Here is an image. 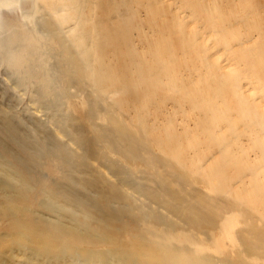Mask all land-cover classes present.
<instances>
[{
    "label": "rangeland",
    "instance_id": "1",
    "mask_svg": "<svg viewBox=\"0 0 264 264\" xmlns=\"http://www.w3.org/2000/svg\"><path fill=\"white\" fill-rule=\"evenodd\" d=\"M0 264H264V0H0Z\"/></svg>",
    "mask_w": 264,
    "mask_h": 264
}]
</instances>
